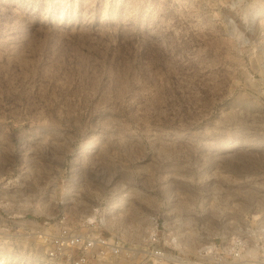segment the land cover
Returning <instances> with one entry per match:
<instances>
[{"label":"rangeland","instance_id":"obj_1","mask_svg":"<svg viewBox=\"0 0 264 264\" xmlns=\"http://www.w3.org/2000/svg\"><path fill=\"white\" fill-rule=\"evenodd\" d=\"M62 214L264 223V0H0V264H61Z\"/></svg>","mask_w":264,"mask_h":264},{"label":"built area","instance_id":"obj_2","mask_svg":"<svg viewBox=\"0 0 264 264\" xmlns=\"http://www.w3.org/2000/svg\"><path fill=\"white\" fill-rule=\"evenodd\" d=\"M56 224L49 250L61 264H264V223L241 224L233 232L222 230L195 251L172 246L167 227L162 235L152 233L148 246L138 247L120 234L75 227L64 214ZM165 234L170 243L163 239Z\"/></svg>","mask_w":264,"mask_h":264},{"label":"bare ground","instance_id":"obj_3","mask_svg":"<svg viewBox=\"0 0 264 264\" xmlns=\"http://www.w3.org/2000/svg\"><path fill=\"white\" fill-rule=\"evenodd\" d=\"M136 214H135V216H136ZM113 215H111V217H108L107 215H103V216L101 215V217H100L103 226L108 228L110 231H116L117 230L118 232H120L125 237L131 236V237L137 238L138 240H140L141 238H144L145 236L149 237L152 233L155 232V228H153V226L151 224L146 225L147 223L144 222L145 220L144 221L141 220L142 218L141 219L140 218L139 219H133V215L130 214L132 216L131 219H133V222L132 221L126 222V219L124 218V217H126L125 214L123 216L121 214H118L117 216H113ZM130 215L128 217H130ZM128 217H126V218H128ZM95 219H96V217H95L94 213L91 214L90 216H88V215L86 216V220L89 222H92ZM96 221H98V220H96ZM191 236H193V237H189V238L185 237V239L187 238L185 241L182 240L183 236H181V235L176 236V237L174 236L173 237L174 244L176 246H177V244L179 246L182 244L183 246H186L187 249L188 248L192 249L193 247H197L196 245H198V244H196V242H197L195 240L196 237L193 234H191ZM198 243H199V241H198Z\"/></svg>","mask_w":264,"mask_h":264}]
</instances>
